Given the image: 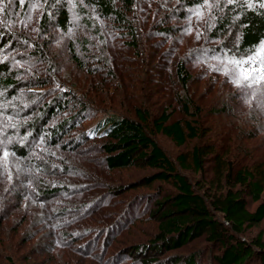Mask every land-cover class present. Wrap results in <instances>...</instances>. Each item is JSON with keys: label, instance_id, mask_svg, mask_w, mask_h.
Returning <instances> with one entry per match:
<instances>
[{"label": "rangeland", "instance_id": "1", "mask_svg": "<svg viewBox=\"0 0 264 264\" xmlns=\"http://www.w3.org/2000/svg\"><path fill=\"white\" fill-rule=\"evenodd\" d=\"M136 1L133 16L143 24L142 34L134 41L136 47H132L119 23L96 19L93 14L92 25L83 22L90 10L86 0H74L72 10L68 0H4L0 23L9 26L2 33L11 40L0 49L4 55L11 54L2 64L15 83L4 86L0 81V91L5 93L0 101L12 102L5 115L13 116L18 127L7 130L13 137L8 151L15 157H9L8 171L0 168V264H147L143 260L155 256L162 262L172 254L198 256L195 264H218L213 258L220 247L204 236L158 253L132 247L157 232L156 202L166 197L172 186L163 181L133 185L153 170L108 167L101 142L89 133L113 104L119 106L116 104L142 93L140 87L152 86L149 101L154 112L173 104L174 96L184 91L174 72L176 61L182 58L191 75L188 93L203 103L202 120L213 132L207 133L205 142L214 144L219 153L225 152L234 170L264 164V82L238 86L231 76L210 67L216 61L205 62L220 55L211 51L218 41H210L207 32L217 12L229 5L227 0H218V6L217 0H209L211 10L204 6L203 17L191 24L195 15L190 10L201 5L186 8L176 0H165L147 6V0ZM35 4L42 7L33 8ZM62 7L69 13L64 28L57 21ZM169 9L173 10L168 14ZM182 9L188 15L175 17L176 10ZM73 12L79 17L75 23ZM43 16L49 20L45 25L41 24ZM158 20L184 27L183 31L175 27L172 34L160 35ZM12 56L24 67L14 66ZM217 100L226 104L222 117L214 116L213 108L207 107ZM52 101L61 102V110L43 116L42 106ZM173 105L171 120L184 118L179 106ZM59 122L64 123V129L54 135L52 129ZM149 133L194 188L213 178L211 154L203 159L201 173L177 162L176 156L199 140L178 145L152 127ZM42 137L44 143L40 144ZM50 187L58 191L50 193L46 189ZM241 191L247 208L254 210L258 201ZM214 214L222 219L218 212ZM260 231L264 234V217L241 237L250 241Z\"/></svg>", "mask_w": 264, "mask_h": 264}, {"label": "trees", "instance_id": "2", "mask_svg": "<svg viewBox=\"0 0 264 264\" xmlns=\"http://www.w3.org/2000/svg\"><path fill=\"white\" fill-rule=\"evenodd\" d=\"M137 2L136 0H115V2L113 0H86V3L90 5V10L86 11L83 22L88 26L92 25L95 21L94 16L91 17L92 14L99 19L115 21L126 32L124 36L129 37L130 45L136 47L134 44L137 43L134 41H137L138 35L142 34L143 24L139 18L133 16V6H136ZM251 2L255 5L251 9L247 7L246 0H242L235 5L229 4L217 12L207 32L210 41H218L213 44L211 51L216 50L221 55L223 50L225 52L227 50L229 55L245 56L248 54V49L255 48L259 41L264 39V8L259 7L264 0H251ZM155 3L164 4L165 0H147L146 2L149 4L147 6ZM176 3L181 7L189 8L203 5V0H176ZM170 10L173 9H169L168 14ZM57 13V21L64 28L69 13L65 7ZM187 15L188 12L182 9L176 10L174 16L185 18ZM196 19V16L193 17L190 24L196 23ZM48 21L43 16L41 24L45 25ZM156 23H158L160 35L172 34L176 27L168 24V20H158ZM1 24L0 45L4 46L11 40V36L2 33L9 30V26H1ZM11 26L13 32L16 25ZM183 28H177L176 31L182 32ZM227 41L229 43H226ZM6 69L0 63V72L3 73L0 74V81L4 86H9L15 81L7 74ZM174 72L184 91L174 96L173 101L179 106L184 118L171 120L175 108L174 103L162 105L154 112L149 101L154 92L152 86H147L146 88L140 87L142 93L129 98L128 102L116 104L119 106L113 104L112 107L111 105L112 108L108 109L105 116L98 120L91 129V132L101 142L108 167L138 166L153 170L143 175L139 182L133 185L163 181L172 186V191L156 202L158 207L155 211L159 220L157 232L147 242L133 244L132 247L135 250L142 248L158 253L165 249L179 247L193 237L204 236L207 241L220 247L219 253H215L213 258L218 264H250L254 261L264 264L263 232H258L250 241L241 237L247 228L257 225L264 217V164L260 162V164L247 165L234 170L225 152L219 153L214 148V144L205 142L207 133L212 132V129H209L208 124H204L205 120H202L205 109L203 103L196 101L193 95L188 93V82L191 75L184 59L179 58L176 61ZM119 99L125 100L124 98ZM207 107L214 109L211 110L214 116L222 117L227 112L223 100H217ZM60 110L61 102L52 101L42 106L41 114L50 117ZM151 127L170 137L178 145L189 140H199L189 149L179 153L176 156L177 162L185 169L201 173L203 159L211 154L214 162L213 178L208 179L207 182L203 181L197 189L194 188L191 181L176 168L175 162L151 137L149 133ZM63 129L64 123L59 122L52 129V133L57 135ZM15 150H18L17 146ZM235 185H239L240 188L235 189ZM46 189L50 193L58 191L56 187ZM202 189L204 191L200 192ZM242 189L250 195L253 201H258L254 210L250 211L247 208L246 200L241 195ZM167 202L168 205L164 206ZM215 212H218L222 219L214 216ZM197 258L198 256L193 255L172 254L167 255L162 262L155 256L143 261L147 264H195Z\"/></svg>", "mask_w": 264, "mask_h": 264}, {"label": "snow or ice", "instance_id": "3", "mask_svg": "<svg viewBox=\"0 0 264 264\" xmlns=\"http://www.w3.org/2000/svg\"><path fill=\"white\" fill-rule=\"evenodd\" d=\"M23 3V0H20ZM115 2V0H113ZM228 4H233L236 0H227ZM68 3L71 5V9L75 8L74 0H68ZM83 3V0H81ZM248 8H254L255 5L251 2V0H246ZM207 6L209 10L213 7L212 4L209 3V0H203V5L196 9L190 10L192 14L195 15L197 18H202L204 13L202 8ZM218 6V0H217ZM33 8L42 7V5L35 4L32 5ZM260 8H264V3L259 5ZM5 9L4 0H0V13H2ZM95 11V9H93ZM239 17H237L238 19ZM28 19L30 20L31 17L29 16ZM99 19V17H96ZM79 20V17L75 15L73 12V22ZM191 32V27L188 29ZM72 29H69V34H71ZM200 33L197 32L196 36L197 39L200 38ZM248 54L242 58H237L236 56L229 55L227 52H224L223 55H214L205 62L209 60L216 61V64L210 65L215 71H223L226 75L232 77L233 82L240 86L246 85L247 87H252V85H258L264 82V39H261L255 48H250L247 50ZM11 54L4 55L3 49H0V63L9 60ZM12 60L14 61V66L17 67H24L20 63V61L15 60V57L12 56ZM59 88V84H57ZM66 91V90H65ZM5 93L0 91V97H3ZM13 99H16L15 97ZM12 104L11 101L3 102L0 101V168H3L4 171H8V160L9 157H15L14 152H9L8 148L13 142V137L7 135V130L9 128L16 129L18 127V122L14 120V117L11 115H5V111L9 108ZM92 135L93 133H89ZM23 139H27L25 136ZM44 140L43 137L40 139V144H43ZM9 179H11V174L9 173Z\"/></svg>", "mask_w": 264, "mask_h": 264}]
</instances>
